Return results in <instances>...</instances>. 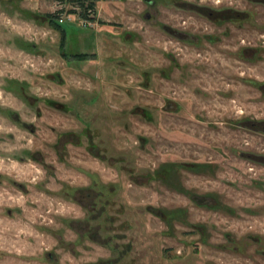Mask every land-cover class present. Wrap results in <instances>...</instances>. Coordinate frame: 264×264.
<instances>
[{"label": "rangeland", "instance_id": "374dc122", "mask_svg": "<svg viewBox=\"0 0 264 264\" xmlns=\"http://www.w3.org/2000/svg\"><path fill=\"white\" fill-rule=\"evenodd\" d=\"M0 264H264V0H0Z\"/></svg>", "mask_w": 264, "mask_h": 264}, {"label": "trees", "instance_id": "16d2710c", "mask_svg": "<svg viewBox=\"0 0 264 264\" xmlns=\"http://www.w3.org/2000/svg\"><path fill=\"white\" fill-rule=\"evenodd\" d=\"M83 5V3H82ZM86 9H91V10H95V3L94 2H89L88 4L85 5Z\"/></svg>", "mask_w": 264, "mask_h": 264}, {"label": "built area", "instance_id": "2783aa9c", "mask_svg": "<svg viewBox=\"0 0 264 264\" xmlns=\"http://www.w3.org/2000/svg\"><path fill=\"white\" fill-rule=\"evenodd\" d=\"M60 20H64V18L61 16V17H60Z\"/></svg>", "mask_w": 264, "mask_h": 264}, {"label": "flooded vegetation", "instance_id": "af4514ba", "mask_svg": "<svg viewBox=\"0 0 264 264\" xmlns=\"http://www.w3.org/2000/svg\"><path fill=\"white\" fill-rule=\"evenodd\" d=\"M60 22H62L63 20H60V18L58 19Z\"/></svg>", "mask_w": 264, "mask_h": 264}]
</instances>
